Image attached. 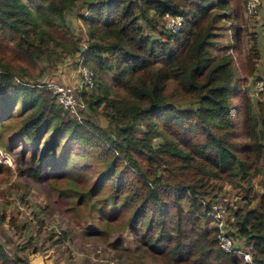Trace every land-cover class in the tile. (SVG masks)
I'll return each mask as SVG.
<instances>
[{"label":"trees","instance_id":"trees-1","mask_svg":"<svg viewBox=\"0 0 264 264\" xmlns=\"http://www.w3.org/2000/svg\"><path fill=\"white\" fill-rule=\"evenodd\" d=\"M28 1L0 0L14 12L12 18L0 13V35L13 42V57L33 61L51 50L23 36L18 29L16 22L22 19L36 21ZM44 1L47 3L38 5L37 15L49 13L62 24L64 10L75 2ZM218 9L232 20L241 7L239 0L86 1L83 18L88 23V41L82 63L89 64L96 73L111 71L127 97L86 99L85 91L81 95L90 106L103 103L114 124V136L107 135L90 119L70 115L47 87L28 82L15 84L8 64L0 62V126L13 116L11 107L19 102L24 118L15 135L17 142L22 140L19 145L23 144L24 149L32 146L36 175L43 170L64 175L70 168L80 173L82 166L76 160L83 157V144L97 145L103 139L102 147L115 153L90 192L109 181L114 183L111 187L116 186L105 194L98 209H124L136 245L131 251H122L133 262H145L147 255L154 257L152 252L163 255L167 264H236L241 260L225 253L217 244L216 231L211 234L199 222L204 212L212 210L222 189L215 179L240 183L247 193L253 191L251 179L257 174L264 144V104L257 102L256 110L250 112L247 88H240L245 75L237 74L233 55L213 58L210 54ZM166 13L182 15L179 31L165 30L159 23ZM140 22L156 36H144ZM232 28L233 41L239 43L238 26ZM39 32L46 40L54 39L52 32L42 27ZM66 32L54 31L60 37ZM258 55L253 42L244 54V65L248 61L252 65V56ZM111 58H115L114 62ZM170 83L176 94L194 99L195 106L178 108L170 101L167 96L171 93L165 89ZM231 98H240L246 107L244 141L238 120L232 115ZM140 119H146V130L137 132ZM162 129V140L154 146L152 141L161 136ZM118 158L124 162L122 169L136 172V183L142 185V192L124 190L128 186L123 184L121 169L113 178ZM64 163L69 167L61 168ZM261 167L262 191L234 210L231 222L234 233L256 262L264 256V160ZM252 198L256 204L250 206ZM207 219L213 217L208 215Z\"/></svg>","mask_w":264,"mask_h":264},{"label":"rangeland","instance_id":"rangeland-1","mask_svg":"<svg viewBox=\"0 0 264 264\" xmlns=\"http://www.w3.org/2000/svg\"><path fill=\"white\" fill-rule=\"evenodd\" d=\"M86 1L75 0L73 5L64 10V24L49 13L37 15L38 5L46 4L47 1H28L36 21L30 23L22 19L16 22L18 29L23 36H27L35 43L46 45L51 52H46L40 59L33 61L29 58H15L12 56L13 42L5 40L0 35V62L8 64L15 84L24 82L37 84L42 81L68 85L78 83V68L83 62L82 52L88 41V23L83 18ZM239 5L241 10L232 20L226 19L224 10H217L219 16L214 29L215 42L210 45L209 51L213 58H219L227 53L233 55L237 74L245 75L240 88L241 90L247 88L244 94L249 101L250 112H254L257 102L264 104V0H239ZM0 13L6 18H12L14 12L5 2H1ZM162 18L158 21L167 30ZM140 24L144 36H156V32L150 31L144 22ZM231 26H238L239 43L233 41L235 30ZM41 27L52 32L54 39L46 40V36L39 32ZM65 29L67 32L64 37L56 36L54 33L55 31L58 34ZM253 42L259 55L252 56V65L248 61L245 66L244 54ZM114 60L115 58H111V61ZM88 66L90 67L89 64ZM94 73L95 85L85 91L86 99L89 96H92V99L97 96L127 97L111 71ZM165 89L166 93H171L167 96L168 99L178 108L195 106L194 99L190 96L176 94L172 83L166 85ZM102 106L103 103L99 106H90L86 102V109L80 112V119H90L107 135L114 136V124ZM231 106L232 115L238 120L240 138L244 141L247 139L244 122L246 107L242 106L240 98L238 100L231 98ZM11 108L13 116L0 126V264H167L163 255L153 252L154 257L147 255L143 263L133 262V259L132 261L127 258L122 249L131 251L136 242L130 232L124 209L115 206L108 207L106 211L98 209V204L102 202L105 194L116 188L111 187L114 183L109 181L104 186L100 185L96 191L90 192L93 184L99 181L108 163L115 156V153H110L102 147L103 139L97 144L99 147L95 144H83L80 147L83 157L76 160L78 165L82 166L80 173L70 168L64 175L53 174L47 170L36 175L35 169L38 167L36 158L32 157V146H29L28 150L24 149L23 144L19 145L22 140L17 142L18 137L15 135L20 121L24 118L23 111L17 101ZM145 126L146 119H140L136 125L137 132L146 130ZM164 133L162 129L161 136L153 139L154 146L162 140ZM100 135L104 138L101 132ZM43 141L44 139L40 146ZM263 160L264 144L261 162L256 169L257 174L251 179L253 191L250 193H247L246 187L240 183L234 185L228 181L215 179L221 184L222 189L212 204H216L217 208L220 206L225 208L221 219L235 242H241V239L236 236L231 225L233 211L244 207L247 199L262 191ZM65 164H61V168L69 167ZM123 165L124 162L118 158L113 178L121 169L124 176L123 184L128 186L124 190L130 188L142 192L144 190L142 185L136 183V172L131 168L122 169ZM255 204L256 199L252 198L250 206ZM206 213L204 212V216L202 215L199 220L201 226H205L211 234L215 231L217 233L215 222L207 219ZM114 242L118 245H111ZM146 250L151 254L147 245ZM236 264L245 263L241 260L239 262L238 259Z\"/></svg>","mask_w":264,"mask_h":264},{"label":"built area","instance_id":"built-area-1","mask_svg":"<svg viewBox=\"0 0 264 264\" xmlns=\"http://www.w3.org/2000/svg\"><path fill=\"white\" fill-rule=\"evenodd\" d=\"M162 22L167 30L177 32L182 28L183 17L180 14L166 13ZM78 72L79 81L76 85L60 84L54 81H42L34 84L47 87L54 95L57 104L77 119L80 118V112L86 109V103L81 93L93 87L95 77L93 70L82 62ZM211 207L212 210L206 212L207 215L213 217L212 220L215 222L219 247L225 253L237 255L245 264H264V256L262 261H254L247 247L242 242H235L233 236L228 232L225 222L221 219L225 208L221 206L217 208L216 204H212Z\"/></svg>","mask_w":264,"mask_h":264}]
</instances>
